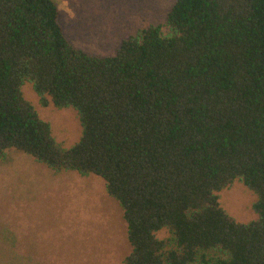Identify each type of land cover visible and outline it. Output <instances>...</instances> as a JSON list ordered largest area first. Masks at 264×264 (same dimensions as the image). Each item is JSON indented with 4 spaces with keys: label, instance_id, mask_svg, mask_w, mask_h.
<instances>
[{
    "label": "trees",
    "instance_id": "trees-1",
    "mask_svg": "<svg viewBox=\"0 0 264 264\" xmlns=\"http://www.w3.org/2000/svg\"><path fill=\"white\" fill-rule=\"evenodd\" d=\"M58 18L56 0H0V159L13 148L101 178L127 225L125 264H264V0H175L165 25L102 58ZM25 83L76 112L75 144L56 142ZM236 181L256 196L248 223L218 201Z\"/></svg>",
    "mask_w": 264,
    "mask_h": 264
},
{
    "label": "rangeland",
    "instance_id": "rangeland-1",
    "mask_svg": "<svg viewBox=\"0 0 264 264\" xmlns=\"http://www.w3.org/2000/svg\"><path fill=\"white\" fill-rule=\"evenodd\" d=\"M56 1L67 41L100 58L115 55L139 29L165 25L175 2ZM21 90L57 143L68 148L79 140L81 125L73 109L42 105L29 83ZM218 197L220 207L237 222L256 219V196L242 183L234 182ZM167 235L165 230L157 233L159 239ZM130 251L122 209L101 178L55 172L16 149L5 152L0 159V264H125Z\"/></svg>",
    "mask_w": 264,
    "mask_h": 264
}]
</instances>
